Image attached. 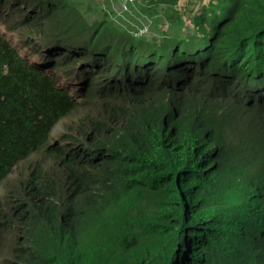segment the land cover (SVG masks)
Wrapping results in <instances>:
<instances>
[{
  "label": "trees",
  "instance_id": "trees-1",
  "mask_svg": "<svg viewBox=\"0 0 264 264\" xmlns=\"http://www.w3.org/2000/svg\"><path fill=\"white\" fill-rule=\"evenodd\" d=\"M210 1L192 18L187 8L172 7L180 15L177 30L131 57L130 39H118L109 50L92 39L102 18L95 19L100 8L88 1L81 10L67 0H0V6L26 7L22 23L29 28L45 18L58 19L66 27L59 32L62 43L70 42L78 58L91 54L94 59L83 68L87 79L117 71L114 84L85 93L83 102L98 95L100 113L82 116L78 126L85 140L112 137L128 160L122 181L102 176L110 193L95 206L98 224L86 229L68 226L59 213L73 220L81 203L90 210L91 195L66 194L52 201L53 189L42 188L37 173L34 193L11 201H18L20 223L33 220L38 229L26 252L18 249L1 264H46L41 255L47 239L71 243L62 254L64 264H264V0ZM208 11L218 14L204 16ZM181 28L190 30L180 34ZM97 57L114 63L110 71L95 66ZM81 103L0 33V183L14 165L43 150L84 192L83 166L70 161L88 159L78 150L80 140L67 143L69 155L59 146L45 149L53 126ZM92 145L100 160H118L99 138ZM139 160H153L144 172L153 183L136 181L144 193L125 208L133 223L124 239L131 243L109 240L128 199L124 180L134 176ZM1 226L9 228L10 219L0 203V237ZM130 247L137 251L129 252Z\"/></svg>",
  "mask_w": 264,
  "mask_h": 264
},
{
  "label": "rangeland",
  "instance_id": "rangeland-1",
  "mask_svg": "<svg viewBox=\"0 0 264 264\" xmlns=\"http://www.w3.org/2000/svg\"><path fill=\"white\" fill-rule=\"evenodd\" d=\"M90 2L92 8L99 7V11L95 17L101 16L102 21L99 35H92V39H97L102 45L106 46V50L111 49L118 39H130L132 47L129 56L134 57L139 55L142 49L151 50L152 47L158 45V42L163 39L165 34H169L177 30L178 19L180 15L174 11L172 7L187 8V18H192L194 14H198V7H206L210 0H67L68 6L76 8L79 6L82 10L84 3ZM194 8V11H193ZM26 7L13 9L8 6H0V33L17 49L19 54L28 60L30 64L42 68L44 73L49 75L61 87L69 91L70 94L77 97L79 102H82L78 109L70 116L62 120L58 124V129L52 132L51 143L60 137L63 143L73 141L79 138L81 130L78 123L82 116L87 115L97 117L100 113L98 103L102 102L98 95H94L88 102H83L84 95L89 89L93 92L107 88L108 85L114 84L118 80L117 71L110 73H97L91 80L87 79V72L83 68L89 62L94 61L91 54L86 57L78 58V53H73L74 49L62 43L60 31L66 29L65 26L58 23V19L49 17L42 19L37 24V28H29L22 21L26 15ZM193 11V13H192ZM83 12V11H82ZM217 11H208L204 16L217 15ZM31 20L36 22L35 17ZM110 28L111 33H106L104 28ZM188 29L182 28L180 34H188ZM145 40V41H144ZM145 45L151 47L144 48ZM61 47H64L61 54V59L57 60L53 65L54 57L57 55ZM71 53L69 59L68 54ZM74 54V55H73ZM99 57L95 59V66L112 68ZM92 67V66H91ZM93 77V76H92ZM203 87H199L202 89ZM237 90L235 93H238ZM97 94V93H96ZM93 141V137H89ZM65 147L64 149H68ZM153 160H139L135 167L134 176L126 178L124 181L127 184L125 196L127 201L123 204L121 210V220L113 221L111 225V233L109 240H120L125 244L131 243L130 240H125L126 229L133 223L128 215H125V208L134 205L133 196L144 193L136 185V181L153 183L152 179L144 172L152 166ZM261 162L256 163L255 172L259 173ZM55 159L44 154L43 150L34 153L27 160L20 161L11 171V173L2 181L0 185V197L3 206V213L11 212V198L18 191L21 183L34 182V176L37 173L41 177V184L48 186L56 185L60 181L59 169L56 167ZM119 164L115 166L116 170L109 169L107 162H104L99 174L102 176L116 177L117 181H122L123 177L119 173ZM60 195L59 192L51 193V198ZM95 223L93 225L96 226ZM25 229V228H24ZM71 243H65L69 246ZM16 245L14 235L4 234L0 242V260L10 253L11 249ZM137 251L136 247H130L129 252Z\"/></svg>",
  "mask_w": 264,
  "mask_h": 264
},
{
  "label": "clouds",
  "instance_id": "clouds-1",
  "mask_svg": "<svg viewBox=\"0 0 264 264\" xmlns=\"http://www.w3.org/2000/svg\"><path fill=\"white\" fill-rule=\"evenodd\" d=\"M64 119L65 118H63L62 120H64ZM62 120H60L59 122H57L53 126L51 133H50L48 145L45 149H54L55 147L59 146V147L63 148L64 153L66 155H69L70 154V148H68L67 150L64 149L65 147H67L66 145L68 142L63 143L62 139H60V137H59L58 139H55L51 143L52 132L54 130L58 129V124ZM97 138H99L101 140V142L104 144V148L107 149L118 160H100L101 158L99 157V149L92 145V143L94 141H96ZM77 139L80 140L79 143L81 144L79 146L81 148L78 147V150H81L83 152L84 156H87L88 159L87 160H70V161H74V164L76 167L79 165L83 166L79 170V178L84 183V185H83L84 192H82V189L76 188V186L72 183L70 173L64 171L63 168H61L59 166L57 160H55V162L57 164L56 167L60 171L59 172L60 181H59V183H57V186H56L57 192H59L60 195H57L56 197L63 199V195H66V194H68V195H79L80 196L83 193H89L91 195L90 205H89L90 210H87L85 205L83 203L79 202V203H81L79 205V212L74 216L73 220L68 219L65 212L59 213V217L61 218V221L64 222L65 224H67L68 226H75V227H79L82 229H86L88 226L93 227V225L98 222V217H97V214L95 212V206L97 204H99L103 199H105V197H107V195H109V193H110L106 180L104 181L102 175L99 174V171H100L103 163L107 162V167L109 169H113V170H116L115 166L117 164H119L120 167L118 170H119V173L121 174L122 173V171H121L122 167L128 166V164H127L128 160H126V156H125V154L121 148H114V145L112 142V137L99 136V137H95L93 139V141H90L89 136L85 140L83 138V136H81V134H79V138H77ZM45 155L49 156V154H45ZM114 161H116V162L112 163ZM16 165H14L9 170L7 176L11 173V171L13 170V168ZM88 174H90L91 176L100 178L101 182H93V181L89 182ZM33 176H35V175H33ZM111 178L117 179L116 177H112V176H111ZM2 181H1V183H2ZM34 182H35V178H34ZM34 182L31 185H29V183H21L18 191L16 193H14L12 196L17 197L18 195H20V197H22L24 195H28V196L32 195L34 193V187L39 186V185H36ZM1 183H0V185H1ZM41 187L44 189H53V192L55 189V185H53V184H50L48 186L41 185ZM54 200H55V198L52 199V201H54ZM0 203H1V207H2V214L3 215L5 214V216L10 219L9 228H7L6 226H1L0 242H1V238L4 234L14 235L15 240H16V245L18 243L20 246V248H19L15 245L11 249L10 253L7 254V256H5L4 258H2L0 260V264H1L5 259L11 257L12 254L18 249L23 250V252H26L27 243L33 239L34 229H38V225H35L33 223V220H32V222H26L24 224L20 223L21 220L17 218V213L19 212L17 200L11 201V206H10L11 212H9L8 214L6 212L3 213V206H2V202H1V197H0ZM40 208L43 210H46L45 208H43V206H40ZM54 209H57V207L54 206ZM45 234H48V233L45 232ZM49 235L51 236L52 234H49ZM47 240L50 242V244H45L42 246V250L44 253H43V255H41V259L46 264H64V261L62 259V254L65 251V249L67 248L65 243H62L63 245H55L53 243L52 239H47ZM36 258H37V256H34V259H36ZM25 264H35V263L25 261Z\"/></svg>",
  "mask_w": 264,
  "mask_h": 264
}]
</instances>
